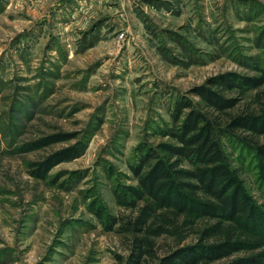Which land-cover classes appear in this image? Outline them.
I'll return each mask as SVG.
<instances>
[{
  "label": "rangeland",
  "instance_id": "obj_1",
  "mask_svg": "<svg viewBox=\"0 0 264 264\" xmlns=\"http://www.w3.org/2000/svg\"><path fill=\"white\" fill-rule=\"evenodd\" d=\"M262 77L264 0H0V264H127L133 235L109 222L137 216L114 191L136 185L140 150L169 141L162 131L182 97L218 125L259 115L264 84L241 95L217 83L243 89ZM200 86L236 107L213 113L191 94ZM221 143L264 211L252 146L264 135L238 131ZM70 147L81 154L45 181L31 177L32 163ZM214 222L154 240L143 264L194 244Z\"/></svg>",
  "mask_w": 264,
  "mask_h": 264
},
{
  "label": "trees",
  "instance_id": "obj_2",
  "mask_svg": "<svg viewBox=\"0 0 264 264\" xmlns=\"http://www.w3.org/2000/svg\"><path fill=\"white\" fill-rule=\"evenodd\" d=\"M217 84L224 91L237 88L244 95L246 90L262 86L264 78L245 80L243 89L229 79ZM191 94L217 114L235 108L238 102L207 86L195 88ZM170 117L171 125L162 131L169 141L143 148L137 163L130 166L136 185L114 191L118 206L138 212L127 221L111 218L109 222V230L117 226L120 232L133 235L127 264H143L154 253V240L179 237L180 227H193L201 220L215 222L194 244L169 249L158 264L224 260L222 264H264V211L245 191L221 143L238 131L264 135V110L259 115H237L218 125L215 118L196 109L189 97H182ZM252 146L264 165V144ZM80 154L75 147L56 151L32 163L30 175L45 181L54 167ZM95 214L102 220L100 213ZM237 254L242 255L234 256Z\"/></svg>",
  "mask_w": 264,
  "mask_h": 264
}]
</instances>
